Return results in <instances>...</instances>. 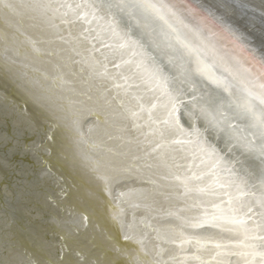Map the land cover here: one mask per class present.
Instances as JSON below:
<instances>
[{
    "label": "snow or ice",
    "instance_id": "snow-or-ice-1",
    "mask_svg": "<svg viewBox=\"0 0 264 264\" xmlns=\"http://www.w3.org/2000/svg\"><path fill=\"white\" fill-rule=\"evenodd\" d=\"M257 9L264 14V2L0 0L7 27L0 33V80L23 91L40 113L5 119L23 130L25 149L38 159L62 155L103 180L108 206L99 227L110 236L108 226H115L124 241L113 245L116 259L100 246L85 251L79 228L61 212L64 189L45 174V218L65 224L61 239L40 251L23 248L12 235L14 208L5 204L0 264H264V30L252 23ZM189 16L220 24L238 51L221 52L215 33L205 35ZM26 32L35 38L24 45L19 37ZM45 56L51 77L25 62ZM87 114L97 123L85 128ZM0 147L4 167L16 145L5 137ZM130 179L147 187L113 195ZM15 187L17 202L38 191L31 177L18 176ZM158 197L175 203L157 207ZM139 207L174 217L179 228H154L135 212L129 218L128 209ZM184 228L243 239L187 235ZM204 248L215 252L205 258ZM232 256L234 262L220 259Z\"/></svg>",
    "mask_w": 264,
    "mask_h": 264
},
{
    "label": "bare ground",
    "instance_id": "bare-ground-1",
    "mask_svg": "<svg viewBox=\"0 0 264 264\" xmlns=\"http://www.w3.org/2000/svg\"><path fill=\"white\" fill-rule=\"evenodd\" d=\"M0 15H3V13L0 12ZM6 30V25L0 21V33ZM33 38L35 37L30 32H26L23 36L19 37L21 43L24 45H27L29 40ZM39 47L46 48L45 45H39ZM47 61L48 57L45 56L43 60L36 59L34 61L25 62L30 63L32 67L38 68L41 72H47L51 77L56 73L52 64ZM19 105H21L20 109ZM17 106L18 109H16ZM6 115L9 117L10 115H14L18 119H36L39 118L40 113L23 91L16 88L11 82L0 80V140H3L5 137L14 138L13 143L16 145V150L11 157L16 156V158H18L19 166L17 172H28L33 186L38 190L37 194L30 197L28 200L23 202H17L16 200L12 201L9 196V189H5L6 179L1 178L5 175V172L0 167V178L3 179L2 187L5 189L4 198L0 195V207L7 204L14 208L17 223L12 230V235L15 241L22 245L23 248L40 251L41 245L58 243L61 239L60 233L66 227L62 221L45 218L49 216V207L42 195L43 192L47 191V186L45 184L46 177L45 179H37L34 175L36 170L42 172L43 169L45 171L44 175L47 174L49 177L54 175L56 181L64 189L66 198L64 196L60 198L62 205L61 212L67 219H75L76 223H73V226L79 228V235L76 238L85 245V251L93 249L94 246H100L105 256L116 259L117 253L113 245L117 239L121 244L124 243V241L121 240L122 238H120L121 236H118V229L113 225H109L107 231L110 233V236H108L104 234L105 230L99 227V221L106 215V208L108 206L107 193L104 191L103 180L91 177L85 169L81 168L79 165L69 163L62 155L52 156L47 159H38L32 151L25 149L28 140L25 139L26 135L23 133V130L18 126L14 128L12 119H5ZM87 116L90 117V124L95 125L97 123L95 115L87 114L86 117ZM100 118L103 119V113H100ZM9 123H12L14 130L16 129L13 137L8 136ZM15 137L17 139L16 141ZM18 138L21 139L19 140ZM111 146L116 147V143L114 142ZM42 156L48 157V153L45 152ZM116 161L119 163V158H116ZM130 181L131 184H129L130 186L128 189L147 187V185L135 179H130ZM128 189L123 188L124 191H128ZM157 199L159 200L157 207H162L164 209L172 207L175 203L174 201L166 202L163 197H158ZM141 203L143 202L141 201ZM131 210L138 211L135 213L138 220L140 217H146L154 228H167L169 226L179 228V221L162 212L149 213L146 212L143 207L135 209L129 208V218L133 213L130 212ZM85 216H87V220ZM162 217L171 218L167 226L161 227L157 224ZM53 228L57 231H54ZM183 231L187 235L200 237L212 236L220 241H240L243 239L242 236L233 235L228 232H220L218 229L214 228H203L198 230L184 228ZM150 235L154 236L155 233L152 232ZM175 238L177 243H179V237ZM164 247L171 251L179 250L175 245L171 244H166ZM186 251L190 253L192 251L191 246H187ZM214 252L215 249L204 248L201 250L200 255L205 258H210ZM101 258L103 259L104 256ZM220 259L225 262H234L237 258L232 256L222 257Z\"/></svg>",
    "mask_w": 264,
    "mask_h": 264
},
{
    "label": "water",
    "instance_id": "water-1",
    "mask_svg": "<svg viewBox=\"0 0 264 264\" xmlns=\"http://www.w3.org/2000/svg\"><path fill=\"white\" fill-rule=\"evenodd\" d=\"M154 2H160V0H154ZM163 2H166L168 4H173V5H177V6H182L183 4H192V5H198V4H206V5H211L213 3L218 2V0H163ZM232 2H237V0H232ZM239 2L242 3H255V4H259L261 2H264V0H239ZM206 15V14H204ZM188 21L194 25H196L197 27H203L204 29V34L208 35L209 32L215 33V36L213 37L215 43L217 44L218 48L220 49L221 52L227 51V50H235L238 51L237 48V43L234 42V38L226 31H224L223 27L218 24L217 22H215L214 20H212L210 17L204 19V20H199V19H193L192 17H187ZM252 23H254L255 25V31L259 32L261 30H264V14H262L260 12L259 9L256 10L255 12V20L252 21ZM248 25L245 24V27H247ZM238 67V66H235ZM235 92V90H234ZM235 99L240 100L242 99V94L240 93H235ZM2 101V99H1ZM21 108V105H19V109ZM24 108V105H23ZM11 109V107H10ZM16 109H18V106L16 107ZM11 117V115H10ZM90 117L87 116L86 120H85V128L87 127L88 124H90ZM9 132H8V136H12L15 134V130L12 127V123H9ZM19 130V129H18ZM12 131V134H11ZM19 137V136H18ZM23 137V136H21ZM19 140L21 138H18ZM26 140H28L27 136L25 137ZM13 142H14V138H12ZM16 137H15V141H16ZM29 143V141H28ZM5 149L0 147V161H2L5 157H4V153H5ZM28 155V154H27ZM28 159V158H27ZM18 158H16V156L10 157V161L9 163L4 166L1 167V169L5 172V175L1 178L6 179V187L5 189H9L10 192V198L12 199V201H15V199L13 198L12 194L15 193L16 191V184H17V177H30V174L28 172H17L18 169ZM36 173H34V175L37 177V179H41L44 178L45 179V171L42 169V172L39 171H35ZM0 178V195L3 196L4 195V187H2L3 184V179ZM9 184V185H8ZM129 184H131V181L128 180L125 183H122L120 185H116L113 189V195H115L116 191L121 190L123 188H127L130 186ZM8 192V191H7ZM4 198V196H3ZM107 200H108V195H107ZM108 203V201H107ZM130 212H138L136 210H131ZM71 220L73 223H76L75 219H69ZM171 220L170 217H162L161 220H159V222H157V224L161 227L163 226H167L169 224V221ZM54 231H57L55 228H53ZM118 233V236L120 238H122L121 240L123 241V237L121 234ZM205 233V232H204Z\"/></svg>",
    "mask_w": 264,
    "mask_h": 264
}]
</instances>
